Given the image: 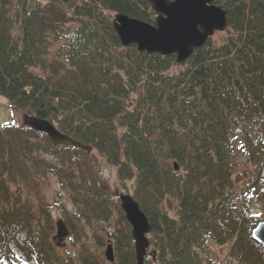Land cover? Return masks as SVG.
Listing matches in <instances>:
<instances>
[{
	"label": "trees",
	"instance_id": "1",
	"mask_svg": "<svg viewBox=\"0 0 264 264\" xmlns=\"http://www.w3.org/2000/svg\"><path fill=\"white\" fill-rule=\"evenodd\" d=\"M214 3L228 13L227 37L176 70L175 57L124 48L114 30L117 15L155 26L146 0H0V97L92 148L54 147L30 127L0 125V264H74L52 242L50 176L76 208L69 231L106 223L98 245L114 247V264H137L98 156L126 194L134 184L151 227L145 264H214L204 250L215 242L230 248L227 264H264L251 215L264 201V0ZM239 152L250 169L244 185Z\"/></svg>",
	"mask_w": 264,
	"mask_h": 264
},
{
	"label": "water",
	"instance_id": "2",
	"mask_svg": "<svg viewBox=\"0 0 264 264\" xmlns=\"http://www.w3.org/2000/svg\"><path fill=\"white\" fill-rule=\"evenodd\" d=\"M146 1L157 14L155 26L124 15L115 17L113 27L124 48L135 46L140 53L175 57L179 64H184L195 52L204 49L216 32H223L230 25L227 11L216 5L214 0ZM24 124L47 136L54 147L76 148L92 153V148L60 133L43 119L26 116ZM178 169V165L175 164V170ZM120 200L126 219L132 227L136 262L145 264L150 245L149 220L132 195H121ZM57 232L61 242L70 235L63 221L57 223ZM252 238L264 247V222L254 229ZM105 257L109 263H115L112 245L107 247Z\"/></svg>",
	"mask_w": 264,
	"mask_h": 264
},
{
	"label": "rangeland",
	"instance_id": "3",
	"mask_svg": "<svg viewBox=\"0 0 264 264\" xmlns=\"http://www.w3.org/2000/svg\"><path fill=\"white\" fill-rule=\"evenodd\" d=\"M227 34L228 33L226 31L219 32L214 36L213 41L219 43L220 38L227 37ZM182 65L183 64L178 63L176 70H179ZM24 119L25 114L18 110L12 109L9 105V102L6 99L0 97V125L14 123L16 125L23 126ZM97 159L98 161L96 168L103 179L107 182L111 192L116 195V197L126 194L119 182L116 170L112 166L108 165L99 156ZM237 166V181L240 185H244L247 181V175H249L250 169L241 152L238 154ZM133 185L134 184L132 183L128 184L131 195H133V191L131 189ZM44 188L45 199L49 206L48 208L52 215V219L55 223L52 242L56 248L57 254L62 258L71 260L74 264H82L81 259L85 256H92L106 261L105 253L107 251L108 244H105L103 247H101L98 245L97 240L99 236L106 237L107 233L111 231V226L106 223H81L77 233L74 234L70 230L71 234L69 237H67L63 242L59 241L56 224L59 221H63L66 224L68 220L66 218H68V215L74 213L76 208L71 202L67 192L64 191L59 185L57 178L53 176L48 177V179L44 182ZM251 215L254 217V219H256L258 224L264 222V201L252 202ZM208 247L209 248L206 249V252L204 250L206 257H209L214 264H227V256L230 250L228 246L222 247L217 245L215 242L209 244ZM152 252V249L147 250L148 255H150Z\"/></svg>",
	"mask_w": 264,
	"mask_h": 264
}]
</instances>
